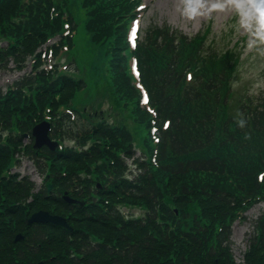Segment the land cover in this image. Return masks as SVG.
I'll list each match as a JSON object with an SVG mask.
<instances>
[{
    "label": "trees",
    "instance_id": "16d2710c",
    "mask_svg": "<svg viewBox=\"0 0 264 264\" xmlns=\"http://www.w3.org/2000/svg\"><path fill=\"white\" fill-rule=\"evenodd\" d=\"M138 3L0 0V66L12 60L20 70L34 60V74L0 92V264H264V211L253 221L242 263L230 248L233 223L264 203V100L231 104L239 57L232 49L219 53L205 46L207 31L188 36L166 25L149 27L131 50L127 30ZM73 5L84 11L90 42L106 45L112 95L130 111L133 125L146 131L145 157L135 160V171L125 161L136 153L129 129L85 111L88 126L79 132L59 110L85 82L40 69L36 51L48 40L59 36V47L73 46L62 35L65 23L71 30L77 26ZM132 56L155 117L140 107ZM45 118L51 138L63 146L23 148L22 135ZM151 121L160 131L152 147ZM20 151L35 161L55 193L44 188L34 194L32 183L10 173ZM63 192L84 205L67 204ZM119 207L144 214L127 217ZM39 210L64 217L72 230L27 226L25 219ZM19 233L23 239L13 243Z\"/></svg>",
    "mask_w": 264,
    "mask_h": 264
},
{
    "label": "rangeland",
    "instance_id": "374dc122",
    "mask_svg": "<svg viewBox=\"0 0 264 264\" xmlns=\"http://www.w3.org/2000/svg\"><path fill=\"white\" fill-rule=\"evenodd\" d=\"M140 3L143 10L136 23L139 41L148 28L154 26L166 25L188 36L207 31L205 46L212 45L219 53L232 48L239 57L236 74L230 80L231 104L244 98L255 103L264 100V0H141ZM71 12L77 26L72 32L73 46L63 49V53L68 64L72 65L67 71L69 76L85 82V87L75 91L69 109L79 113L100 112L109 124L126 127L133 135V146L142 152L144 158L142 143L146 131L133 125L130 111L123 107L117 95H112L114 91L107 75L106 45L90 42L83 26L84 11L73 5ZM47 62L55 64L50 58ZM8 66L10 69L0 66V87L23 76V72L24 75L29 73V69L19 72L13 71V64ZM59 69L63 70L61 66ZM150 145L153 146L151 141ZM30 170L17 167L14 171L20 176H28ZM28 178L36 186V191L42 187L36 169ZM122 210L133 217L143 214L136 208ZM263 210L264 203H260L245 213L246 220L234 223L230 248L236 262L242 261L253 221Z\"/></svg>",
    "mask_w": 264,
    "mask_h": 264
},
{
    "label": "water",
    "instance_id": "95a60500",
    "mask_svg": "<svg viewBox=\"0 0 264 264\" xmlns=\"http://www.w3.org/2000/svg\"><path fill=\"white\" fill-rule=\"evenodd\" d=\"M49 130V125L45 123H41L37 125L33 129V136L35 137V145L34 148H40L43 145H46L50 147L52 150L56 146V144L50 143L48 137H47V132ZM50 184H47V189L50 191ZM66 202L68 203H73L72 200L64 198ZM27 224H32V223H50L58 226H62L64 228H69L66 224L65 219L58 217V216H52L47 212L39 211L36 213H33L27 220ZM21 236L17 235L14 239V242H17L18 240H21Z\"/></svg>",
    "mask_w": 264,
    "mask_h": 264
},
{
    "label": "clouds",
    "instance_id": "9594fccd",
    "mask_svg": "<svg viewBox=\"0 0 264 264\" xmlns=\"http://www.w3.org/2000/svg\"><path fill=\"white\" fill-rule=\"evenodd\" d=\"M239 124H240L241 127H243L244 121L243 120L239 121Z\"/></svg>",
    "mask_w": 264,
    "mask_h": 264
}]
</instances>
